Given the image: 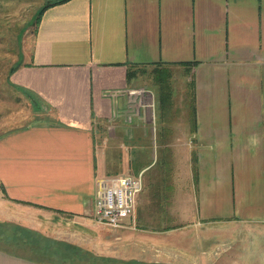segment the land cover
<instances>
[{"label": "crops", "instance_id": "1", "mask_svg": "<svg viewBox=\"0 0 264 264\" xmlns=\"http://www.w3.org/2000/svg\"><path fill=\"white\" fill-rule=\"evenodd\" d=\"M21 55L7 84L40 116L0 132L1 219L40 230L94 219L97 180L114 162L107 134L125 158L154 143L155 118L133 99L138 70L171 68L191 115L173 127L189 183L173 186L168 209L244 237L225 264H259L251 255L264 252V0H65L42 10ZM148 211L131 217L155 219ZM0 264L54 263L0 245Z\"/></svg>", "mask_w": 264, "mask_h": 264}, {"label": "rangeland", "instance_id": "2", "mask_svg": "<svg viewBox=\"0 0 264 264\" xmlns=\"http://www.w3.org/2000/svg\"><path fill=\"white\" fill-rule=\"evenodd\" d=\"M52 1L0 0V132L21 128L35 116H40L27 100L8 86L7 74L16 59L22 58L25 41L28 42L34 34L39 8ZM168 72L171 75L167 84L165 76ZM137 76L138 89L133 99L147 107L145 111L151 122L155 118L157 130L152 131L153 134L155 132L154 143L143 149H134L132 156L125 158L120 155V150L112 146L114 139L107 134L112 151L107 158L114 162L109 165L112 172L105 176H139L141 190L137 197L140 196L141 201L138 205L136 202V210L140 215L153 210L155 219L142 223L130 217L117 226L100 223L94 216L86 225L63 219L50 222L48 227H40L41 231L34 227L14 225L0 218L1 246L54 264H217L219 257H222V264L233 262L232 254L242 245L241 241L234 240L244 238L239 237L235 229L234 233L230 229L221 230L222 234L219 227L188 224L180 214L168 209L173 204V186L177 184L179 192L180 187L189 183L183 175L187 157L173 154L176 152L173 127L179 125L180 121L182 123L183 117L191 115L189 105L180 101L179 74L171 68L153 71L152 66H145L144 70H138ZM158 76L164 78L163 84L158 83ZM168 88L175 99L173 103L167 94ZM162 95L166 99L160 107ZM161 119L162 123H166L160 124ZM171 121L174 123L171 124ZM160 125L164 128L162 132ZM163 142L166 143L164 146L161 145ZM124 160L129 161L128 166ZM35 213L33 211L31 214L34 219L45 217L44 213ZM174 226L177 228L166 230ZM209 252L212 257L208 256ZM252 253V257H258L254 260L264 264V252ZM236 255L240 256V252ZM243 261L246 259L243 258Z\"/></svg>", "mask_w": 264, "mask_h": 264}, {"label": "built area", "instance_id": "3", "mask_svg": "<svg viewBox=\"0 0 264 264\" xmlns=\"http://www.w3.org/2000/svg\"><path fill=\"white\" fill-rule=\"evenodd\" d=\"M141 178L131 174L103 176L97 180L93 216L100 223L120 225L136 208Z\"/></svg>", "mask_w": 264, "mask_h": 264}, {"label": "trees", "instance_id": "4", "mask_svg": "<svg viewBox=\"0 0 264 264\" xmlns=\"http://www.w3.org/2000/svg\"><path fill=\"white\" fill-rule=\"evenodd\" d=\"M63 1H65V0H54V1H52V2H48V3H46V4H44L40 9H39V11H38V14H37V16H36V18H35V21L36 20H38V18H39V15L41 14V12H42V10L44 9V8H47L48 6H52V5H54V4H57V3H60V2H63ZM12 70V69H11ZM132 73V72H131ZM132 74H134V73H132ZM132 75H130V77H131ZM15 243H17V242H15ZM14 243V244H15Z\"/></svg>", "mask_w": 264, "mask_h": 264}]
</instances>
